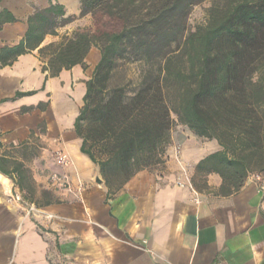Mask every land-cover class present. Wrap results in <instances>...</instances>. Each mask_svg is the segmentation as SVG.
Returning <instances> with one entry per match:
<instances>
[{
	"label": "crops",
	"instance_id": "crops-1",
	"mask_svg": "<svg viewBox=\"0 0 264 264\" xmlns=\"http://www.w3.org/2000/svg\"><path fill=\"white\" fill-rule=\"evenodd\" d=\"M51 2L80 16L81 0H0V12L17 19L0 30V48L17 45L29 17ZM77 22L65 31L84 27ZM58 33L43 46L60 41ZM100 59L93 48L87 69L47 80L37 51L0 68V264H264V176L220 194V175L197 174L221 150L216 141L173 138L163 165L116 194L97 183L103 178L81 152L75 122ZM54 172L70 176V190L51 186Z\"/></svg>",
	"mask_w": 264,
	"mask_h": 264
},
{
	"label": "trees",
	"instance_id": "trees-1",
	"mask_svg": "<svg viewBox=\"0 0 264 264\" xmlns=\"http://www.w3.org/2000/svg\"><path fill=\"white\" fill-rule=\"evenodd\" d=\"M206 1L207 21L192 29L190 15ZM86 16L92 28L43 46L78 17L59 3L37 10L25 37L0 48V68L37 51L47 80L87 69L100 51L75 132L109 194L165 163L177 123L220 145L197 166L221 176L220 194L264 176V0H81ZM15 22L0 12V30Z\"/></svg>",
	"mask_w": 264,
	"mask_h": 264
},
{
	"label": "rangeland",
	"instance_id": "rangeland-1",
	"mask_svg": "<svg viewBox=\"0 0 264 264\" xmlns=\"http://www.w3.org/2000/svg\"><path fill=\"white\" fill-rule=\"evenodd\" d=\"M211 6V2L210 1H206L204 3H202L201 5H198L194 8L192 14L190 15V19H189V24L190 27L192 29H195L197 26L203 25L206 23L207 21V10L208 8ZM74 7V6H73ZM72 9V8H71ZM77 20H79L77 22ZM78 23L79 25L81 24L84 27H78L77 29L70 31L67 30L65 31V27H62L59 29L60 32H62L61 36H66L65 33H71V35H73L76 31L80 30V29H90L93 27V19L91 16H86L84 18H80L78 17L74 22L72 23ZM71 23V24H72ZM72 30V29H71ZM61 41V40H60ZM58 41V42H60ZM192 134V132H190L186 127L180 125V124H176L174 129H173V133H172V143H173V138H174V142L178 140L179 137H186L188 135ZM201 142H207L204 139H201ZM40 144V143H37Z\"/></svg>",
	"mask_w": 264,
	"mask_h": 264
},
{
	"label": "built area",
	"instance_id": "built-area-1",
	"mask_svg": "<svg viewBox=\"0 0 264 264\" xmlns=\"http://www.w3.org/2000/svg\"><path fill=\"white\" fill-rule=\"evenodd\" d=\"M56 165L60 169H65L68 167L69 162H67L66 157L57 154L56 156ZM50 184L53 188H56L57 190H70L72 187V181L70 176L67 173L64 172H54L50 175L49 178ZM17 200H21V198H17Z\"/></svg>",
	"mask_w": 264,
	"mask_h": 264
},
{
	"label": "water",
	"instance_id": "water-1",
	"mask_svg": "<svg viewBox=\"0 0 264 264\" xmlns=\"http://www.w3.org/2000/svg\"><path fill=\"white\" fill-rule=\"evenodd\" d=\"M103 179L100 178V176L97 177V183L98 184H103Z\"/></svg>",
	"mask_w": 264,
	"mask_h": 264
}]
</instances>
